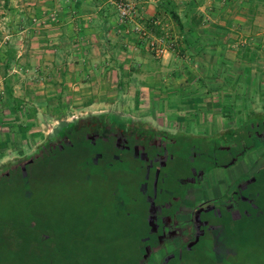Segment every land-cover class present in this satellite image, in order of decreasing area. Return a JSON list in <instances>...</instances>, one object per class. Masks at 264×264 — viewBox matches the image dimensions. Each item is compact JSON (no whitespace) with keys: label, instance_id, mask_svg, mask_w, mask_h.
Masks as SVG:
<instances>
[{"label":"rangeland","instance_id":"1","mask_svg":"<svg viewBox=\"0 0 264 264\" xmlns=\"http://www.w3.org/2000/svg\"><path fill=\"white\" fill-rule=\"evenodd\" d=\"M119 1L130 5V19L117 15ZM186 73L226 78L229 95L220 99L226 121L263 115L264 4L254 0H0V139L10 128L16 132V152L0 164V175L12 177V171L22 170L46 146L66 142L83 124L104 125L106 113L117 122L129 117L120 105L134 102L133 89L138 84L146 86L144 91L152 87L141 98L153 95L172 103L179 94L166 92L167 88ZM106 107L114 112H106ZM126 132L119 127L115 134L120 148L126 143ZM90 181L59 183L80 191L76 199L71 196L75 203L66 208L79 218L92 219L77 231L76 240L85 242L84 255L93 257L89 264H127L129 253L135 257L136 250L128 249L120 227L116 238L106 225L116 214L114 208L121 210L122 205L114 192L107 200L110 204L100 207L97 201L109 185ZM45 197L47 203L43 201L40 207L47 209L51 197ZM258 198L262 202L250 227L225 229L216 224L219 220H211L214 231L202 236L193 248L179 249L177 255L170 251L164 263L264 264V193ZM8 206L4 202L0 208ZM30 241L48 249L47 238L0 237V264H28ZM146 256L142 264L161 263ZM129 262L139 264L138 259Z\"/></svg>","mask_w":264,"mask_h":264},{"label":"crops","instance_id":"2","mask_svg":"<svg viewBox=\"0 0 264 264\" xmlns=\"http://www.w3.org/2000/svg\"><path fill=\"white\" fill-rule=\"evenodd\" d=\"M237 75L229 77L238 81ZM182 77L167 88L166 92L179 94L172 103L156 100L153 95H145L147 103H143L146 86L138 84L133 89L134 102L120 105L121 112L129 117L117 122L114 115L106 113L104 125H89L94 138L100 127L115 125L128 130L126 143L120 148L116 140V148L131 152V169L128 166L126 172L130 178L125 180L130 183L104 192L99 206L110 204L107 200L115 192L122 208H114L116 214L106 224L108 233L118 238L120 227L130 251L141 253V258L148 255L160 259V264L168 261L170 251L177 255L179 249L193 248L202 236L214 231L211 220H219L216 224L225 229L250 227L262 202L259 193H264V114L243 121L234 117L228 122L220 100L229 95L222 74L186 73ZM104 109L114 112L112 107ZM90 110L93 112L92 107ZM27 130L22 133L25 137ZM3 135L0 164L11 160V152H16L14 129ZM130 138L154 147L151 156L145 146L132 147ZM256 199L259 202L254 203Z\"/></svg>","mask_w":264,"mask_h":264},{"label":"trees","instance_id":"3","mask_svg":"<svg viewBox=\"0 0 264 264\" xmlns=\"http://www.w3.org/2000/svg\"><path fill=\"white\" fill-rule=\"evenodd\" d=\"M254 1L264 4V0ZM171 15L182 29L177 14L171 10ZM91 130L89 125L83 124L67 136L66 142L53 147L46 146L42 154L26 163L22 170L12 171V177L0 175V207L4 202L9 203L8 208H0V237L47 238V250L40 243L36 245L35 241H30L28 264H89L93 260V254L88 257L82 251V248H87L83 244L85 242L78 243L76 240L77 231L84 230V225L92 219L89 220L87 216L79 218L66 208L67 205L75 203L70 198L72 196L76 199V194L80 191L62 188L59 183L64 185L65 182H72L81 185L85 181L96 179L98 182H106L109 191L119 189L126 182L130 183L125 180L130 178L126 172L130 167L131 152L116 148V126L98 128L95 138L91 137ZM129 144L132 147L145 146L149 157L154 149L143 141L138 142L132 138ZM26 188L28 192L25 191ZM104 192L100 201H97L98 204L104 201ZM46 195L51 197L50 204H46L47 209L40 207L43 201L47 203ZM16 203L20 207L15 206ZM26 208L28 212L25 213ZM20 209L22 211L17 212ZM3 221L7 225H1ZM131 255L130 252L128 258L126 257L127 264H131V259L141 260V253L135 257Z\"/></svg>","mask_w":264,"mask_h":264},{"label":"built area","instance_id":"4","mask_svg":"<svg viewBox=\"0 0 264 264\" xmlns=\"http://www.w3.org/2000/svg\"><path fill=\"white\" fill-rule=\"evenodd\" d=\"M116 13L120 17V19H130L132 12L129 4L124 3V1H119L116 5ZM150 46L153 47L154 44L150 43Z\"/></svg>","mask_w":264,"mask_h":264}]
</instances>
